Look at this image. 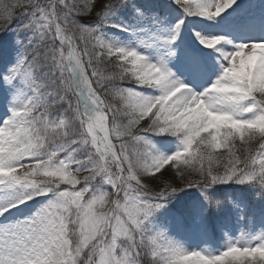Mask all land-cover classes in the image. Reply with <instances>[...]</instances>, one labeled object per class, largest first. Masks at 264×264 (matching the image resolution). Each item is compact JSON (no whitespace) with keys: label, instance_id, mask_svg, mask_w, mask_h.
<instances>
[{"label":"snow or ice","instance_id":"obj_1","mask_svg":"<svg viewBox=\"0 0 264 264\" xmlns=\"http://www.w3.org/2000/svg\"><path fill=\"white\" fill-rule=\"evenodd\" d=\"M0 21V264H264V0Z\"/></svg>","mask_w":264,"mask_h":264},{"label":"trees","instance_id":"obj_2","mask_svg":"<svg viewBox=\"0 0 264 264\" xmlns=\"http://www.w3.org/2000/svg\"><path fill=\"white\" fill-rule=\"evenodd\" d=\"M3 21H0V23H2Z\"/></svg>","mask_w":264,"mask_h":264}]
</instances>
